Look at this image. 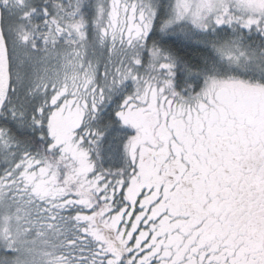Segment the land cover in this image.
Masks as SVG:
<instances>
[{
	"label": "snow or ice",
	"instance_id": "1",
	"mask_svg": "<svg viewBox=\"0 0 264 264\" xmlns=\"http://www.w3.org/2000/svg\"><path fill=\"white\" fill-rule=\"evenodd\" d=\"M0 264H264V0H0Z\"/></svg>",
	"mask_w": 264,
	"mask_h": 264
}]
</instances>
